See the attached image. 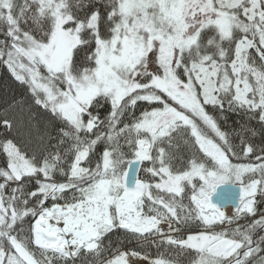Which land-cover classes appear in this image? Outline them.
Wrapping results in <instances>:
<instances>
[{"label":"snow or ice","instance_id":"6c2138e0","mask_svg":"<svg viewBox=\"0 0 264 264\" xmlns=\"http://www.w3.org/2000/svg\"><path fill=\"white\" fill-rule=\"evenodd\" d=\"M0 66V264H264V0H0Z\"/></svg>","mask_w":264,"mask_h":264},{"label":"trees","instance_id":"16d2710c","mask_svg":"<svg viewBox=\"0 0 264 264\" xmlns=\"http://www.w3.org/2000/svg\"><path fill=\"white\" fill-rule=\"evenodd\" d=\"M24 92V89L16 85L14 81L11 80L10 76L7 74L6 68L0 66V108L5 107L9 102L12 101L14 97H19ZM241 120L238 115L229 114V127L234 126ZM3 138L2 129H0V139ZM15 138V137H13ZM17 142L19 143V138ZM4 161V157L0 155V164ZM155 252V250H153Z\"/></svg>","mask_w":264,"mask_h":264},{"label":"bare ground","instance_id":"6f19581e","mask_svg":"<svg viewBox=\"0 0 264 264\" xmlns=\"http://www.w3.org/2000/svg\"><path fill=\"white\" fill-rule=\"evenodd\" d=\"M228 211H229V214H231L232 209L229 208ZM139 264H143V262H139Z\"/></svg>","mask_w":264,"mask_h":264}]
</instances>
